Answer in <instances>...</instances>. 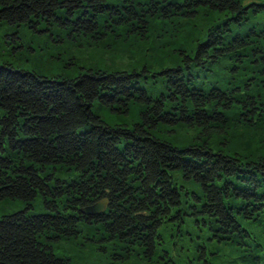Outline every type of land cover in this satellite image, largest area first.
I'll return each instance as SVG.
<instances>
[{
	"label": "trees",
	"instance_id": "1",
	"mask_svg": "<svg viewBox=\"0 0 264 264\" xmlns=\"http://www.w3.org/2000/svg\"><path fill=\"white\" fill-rule=\"evenodd\" d=\"M260 13L264 0H0L1 22L58 27L56 40L110 56L152 51L158 65L47 76L0 61V200L31 206L40 193L47 210L0 216V264H70L51 242L76 234L79 221L96 223L120 258L136 247L150 257L158 227L183 221L180 190L190 191L174 169L199 187L190 206L211 237L245 245L239 263L264 264L263 246L239 222L264 219ZM149 75L162 76L157 94L141 84ZM96 103L134 119L110 124ZM240 130L245 151H224ZM100 198L104 211H80ZM199 248L202 264H215Z\"/></svg>",
	"mask_w": 264,
	"mask_h": 264
},
{
	"label": "rangeland",
	"instance_id": "2",
	"mask_svg": "<svg viewBox=\"0 0 264 264\" xmlns=\"http://www.w3.org/2000/svg\"><path fill=\"white\" fill-rule=\"evenodd\" d=\"M253 20L264 21V13L253 17ZM172 26V24H170ZM21 24L14 27L0 21V61L9 60L13 64L38 71L47 76L63 75L73 76L77 74L80 67L88 65H99L100 68H130L140 67L148 64L150 68H158L152 51L135 49L131 55L110 56L91 48L85 49L77 46V42L64 38L56 40L58 27L52 30L39 24L37 29ZM13 32H17V37ZM153 32L151 38L153 37ZM150 38V39H151ZM148 42V41H147ZM213 76L223 77V71ZM161 75H149L147 80L140 77L141 84L147 88L149 93L157 94L161 85ZM154 81V82H153ZM94 111L99 113L110 124L130 123L134 119V111L128 114H116L96 103ZM263 131V130H262ZM260 131V132H262ZM163 135L178 144L171 136L174 133L155 132ZM179 133L184 138H189L188 130ZM253 132L249 134H258ZM229 146H222L226 152H244L247 142V133L242 130L236 132ZM249 139V138H248ZM58 177H65L66 173L61 170L53 171ZM172 178L178 185L188 188L190 193L186 194L184 188L181 192V203L179 205L183 221L177 219L167 220L162 223L157 233L156 243L150 257L145 256L138 247L124 258L118 256L123 253L113 245L111 240L102 238L99 226L96 223L78 222V232L68 238H61L51 242L53 252L58 256H65L70 264H202L200 246L205 244L206 259L215 264H246L239 263L236 257L238 248H244L236 242L220 243L211 237L212 230L208 225L196 221L200 214H195L190 206L193 203L192 191H199L197 184L184 179L180 169L172 170ZM31 206L26 205L20 199L0 200V216L23 210L26 214L47 211L43 205L42 195H38L31 201ZM239 222L254 235L263 248L259 252L264 254V219L255 220L240 217ZM247 242L254 243V239L245 237ZM259 248V247H258Z\"/></svg>",
	"mask_w": 264,
	"mask_h": 264
},
{
	"label": "water",
	"instance_id": "3",
	"mask_svg": "<svg viewBox=\"0 0 264 264\" xmlns=\"http://www.w3.org/2000/svg\"><path fill=\"white\" fill-rule=\"evenodd\" d=\"M106 204H107V199L100 198L91 204L81 207L80 211L83 212L84 214L95 215L104 211V209L106 208Z\"/></svg>",
	"mask_w": 264,
	"mask_h": 264
}]
</instances>
